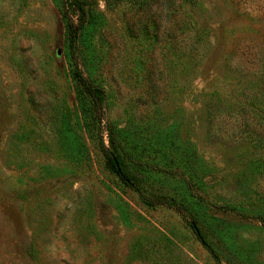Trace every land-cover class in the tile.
<instances>
[{
	"label": "rangeland",
	"instance_id": "obj_1",
	"mask_svg": "<svg viewBox=\"0 0 264 264\" xmlns=\"http://www.w3.org/2000/svg\"><path fill=\"white\" fill-rule=\"evenodd\" d=\"M80 1L82 69L124 168L183 200L221 264H264V0ZM67 3L0 0V264H219L106 167L75 102Z\"/></svg>",
	"mask_w": 264,
	"mask_h": 264
},
{
	"label": "trees",
	"instance_id": "obj_2",
	"mask_svg": "<svg viewBox=\"0 0 264 264\" xmlns=\"http://www.w3.org/2000/svg\"><path fill=\"white\" fill-rule=\"evenodd\" d=\"M67 7L63 12L64 26L68 38V51L71 64V78L75 90V102L77 108L82 113L89 116L90 124L98 132V146L103 155L106 167L133 191H135L142 202L148 206L156 204L165 205L178 212L180 217L192 228L197 238L203 246L212 254L214 259L221 264V259L211 242L207 238V231L201 229L197 218L190 210V207L180 199L172 196L145 193L138 179L124 168V159L122 155V145L119 140L114 138L116 132L105 118V96L101 85L94 82L82 69V57L80 54V33L84 27L85 9L80 0H67ZM77 16V21L73 23L72 13ZM72 14V15H71ZM107 134L108 143H105L103 135ZM159 169H162L159 167ZM219 209L235 212L231 206L218 205Z\"/></svg>",
	"mask_w": 264,
	"mask_h": 264
},
{
	"label": "water",
	"instance_id": "obj_3",
	"mask_svg": "<svg viewBox=\"0 0 264 264\" xmlns=\"http://www.w3.org/2000/svg\"><path fill=\"white\" fill-rule=\"evenodd\" d=\"M60 51H57V53L59 54Z\"/></svg>",
	"mask_w": 264,
	"mask_h": 264
}]
</instances>
